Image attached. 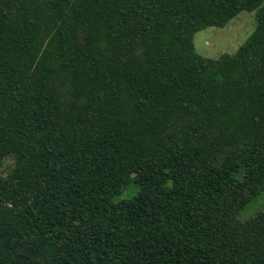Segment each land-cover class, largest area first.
Segmentation results:
<instances>
[{"label": "trees", "instance_id": "16d2710c", "mask_svg": "<svg viewBox=\"0 0 264 264\" xmlns=\"http://www.w3.org/2000/svg\"><path fill=\"white\" fill-rule=\"evenodd\" d=\"M262 195L264 0H0V264H264Z\"/></svg>", "mask_w": 264, "mask_h": 264}, {"label": "rangeland", "instance_id": "374dc122", "mask_svg": "<svg viewBox=\"0 0 264 264\" xmlns=\"http://www.w3.org/2000/svg\"><path fill=\"white\" fill-rule=\"evenodd\" d=\"M256 27V12L244 11L224 28H208L198 32L194 38L196 50L211 59H218L224 53L234 54ZM135 192L136 186L132 185L130 189L117 196L114 201L130 200ZM259 212H264V195L242 211L239 219L246 221Z\"/></svg>", "mask_w": 264, "mask_h": 264}]
</instances>
